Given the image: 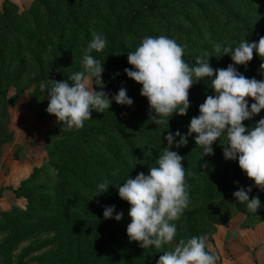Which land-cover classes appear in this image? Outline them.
Masks as SVG:
<instances>
[{
	"label": "rangeland",
	"instance_id": "rangeland-1",
	"mask_svg": "<svg viewBox=\"0 0 264 264\" xmlns=\"http://www.w3.org/2000/svg\"><path fill=\"white\" fill-rule=\"evenodd\" d=\"M52 1L0 0V264H156L179 239L201 235L207 236V251L217 257L215 264H235L237 247L245 246L252 252L263 243L264 190L253 187L249 193V199L255 196L261 201L256 213L237 204L232 193L253 182L237 162L224 159L223 138L221 144L214 143V155L202 157L193 137L186 146L172 149L184 158L189 196L188 207L173 221L177 228L174 241L160 249H142L129 241L130 206L119 198L116 187L128 176L147 174L148 168L155 166L167 146L163 137L168 129L187 132L190 118L198 115L199 105L213 94L211 81L206 77L189 89L194 97L188 96L190 108L184 116L188 122L172 116L168 127L155 125L147 116L139 119L142 113L132 112L133 104L113 102L103 113L93 111L83 127L66 131L46 112L47 90L36 88L47 79L46 72L54 73L55 81H60L81 69L83 50L92 33L106 36L100 24L106 15L127 13L131 20L136 19L133 29L143 37L159 36V30L136 15V5L151 8L136 0L129 1L133 6L130 12L123 11L121 0H86L89 10L78 4L73 11L64 7L62 17L54 18L52 28H48ZM183 1L155 0L152 5L174 10ZM252 8L249 3L242 18L246 15L252 30L262 34L264 14ZM184 32L188 33L185 42L189 47L184 42L178 44L184 46L187 63L195 66L196 58L205 52L214 69L226 68L232 62L230 56L214 52L213 46H237L235 40L222 37L206 41L199 30ZM258 58L254 52L243 68L244 75L261 79L259 69L264 61ZM120 61L114 71L103 72L102 90L115 94L124 87L133 100L137 97L132 92L135 82L124 73L131 66L127 57ZM261 117L264 110L243 123L246 128L255 126ZM140 136L146 141L145 149L139 147ZM102 182L110 186L95 196ZM112 205L124 214L119 222L103 217L104 207Z\"/></svg>",
	"mask_w": 264,
	"mask_h": 264
},
{
	"label": "clouds",
	"instance_id": "clouds-1",
	"mask_svg": "<svg viewBox=\"0 0 264 264\" xmlns=\"http://www.w3.org/2000/svg\"><path fill=\"white\" fill-rule=\"evenodd\" d=\"M106 43L102 33L93 32L83 50L81 70L64 80L48 78L47 83H41V91L47 90L46 112L66 131L83 127L93 111L103 113L113 102L129 107L133 104L124 87L115 94L102 90L103 63L92 53L103 51ZM213 50L223 53L220 57L230 56L232 63L226 68L214 69L205 52L196 58L193 66L183 59L184 46L166 35L145 36L134 51L127 53V63L131 67L125 68L124 73L141 85L140 95L149 105L148 122L168 126L170 119L167 118L173 114L185 116L190 108L189 89L206 77L211 81L213 92L199 105L198 115L190 119L186 133L167 131L163 137L167 146L147 174L138 172L134 178L128 176L116 187L119 198L130 206L126 235L142 249L150 246L160 249L176 237L173 221L188 207L189 196L182 164L184 158L172 149L186 146L189 137L201 147L202 157L214 155V143L221 144L223 138L224 159L237 162L253 182L232 193L235 202L253 213L262 207L258 197L249 199V193L253 187L264 190V117L247 128L243 122L252 120L264 110V62L260 64L259 80L245 77L236 66L246 68L254 52L264 61V36L251 42L243 38L237 46L216 43ZM90 81H93L91 86ZM93 85L101 90H94ZM249 100L253 102L249 104ZM109 186L107 182L99 183L95 196L107 192ZM123 215L116 211L115 205L103 209L105 220L119 222ZM216 259L207 251V236L201 235L179 239L159 256L156 264H215Z\"/></svg>",
	"mask_w": 264,
	"mask_h": 264
},
{
	"label": "trees",
	"instance_id": "trees-1",
	"mask_svg": "<svg viewBox=\"0 0 264 264\" xmlns=\"http://www.w3.org/2000/svg\"><path fill=\"white\" fill-rule=\"evenodd\" d=\"M130 0H121L124 3L123 11H131L130 7H133ZM138 3H144L151 6V8L136 5V15L139 18L145 19L150 24L159 30V35H166L169 38H173L178 42H184L186 46L189 44L185 42L188 37V33L185 30H199L202 36L205 37L206 41H215L222 37L225 40H235L236 44L245 38V40L258 41L259 37L264 36V33H256L252 30L251 24L249 23L246 15L242 18V15L246 11L249 3L253 4L252 11H257L264 14V2L263 0H184L183 5L180 8L169 10L162 7H155L152 5L155 0H136ZM78 4L82 10H89V1L86 0H53L50 11H48L47 27L52 28V20L54 18L62 17V9L67 7L72 10V7ZM93 6V5H92ZM138 6V7H137ZM245 13V14H246ZM120 15L121 18L111 14L110 16L104 17L101 21V25L105 29L106 47L101 52L93 54L94 57L103 63V69L114 71L116 66L121 62L120 60L127 57V53L134 50L143 38L139 35L134 27L136 19L131 20L130 17L125 14ZM100 14L98 13L97 16ZM116 24L112 27V25ZM122 23V24H121ZM113 38V40H111ZM111 40V45L108 44V40ZM112 41H115L112 43ZM256 59V58H255ZM260 59V58H258ZM257 60V59H256ZM232 63V62H231ZM237 70L244 75L245 66H236ZM81 70V69H79ZM77 70V71H79ZM103 71V72H104ZM47 79L44 83H47L48 78L55 80L56 76L54 73L46 72ZM247 78V75H244ZM108 84V83H107ZM41 84L37 85L36 88H40ZM141 85L134 83L133 93H137V97L134 100L133 105L135 109L132 112L142 113L138 118L145 116L149 117V105L147 99L140 95ZM101 90V89H100ZM98 91V90H97ZM188 93L189 97H194ZM196 96V95H195ZM180 121L188 122L189 118L179 115H173ZM196 116L195 114L192 116ZM170 118V117H168ZM167 118V119H168ZM191 119V118H190ZM166 125V124H164ZM168 127V126H167ZM171 127V126H170ZM173 132V129H168ZM142 136L138 139L139 147L145 149L146 143ZM144 151V150H143ZM228 189V187H226ZM227 189H224L225 192ZM194 195L201 196L203 193L195 192ZM210 195V194H209Z\"/></svg>",
	"mask_w": 264,
	"mask_h": 264
},
{
	"label": "crops",
	"instance_id": "crops-1",
	"mask_svg": "<svg viewBox=\"0 0 264 264\" xmlns=\"http://www.w3.org/2000/svg\"><path fill=\"white\" fill-rule=\"evenodd\" d=\"M237 250L239 253L233 256L235 264H264V242L254 248L252 252L245 246H239Z\"/></svg>",
	"mask_w": 264,
	"mask_h": 264
}]
</instances>
